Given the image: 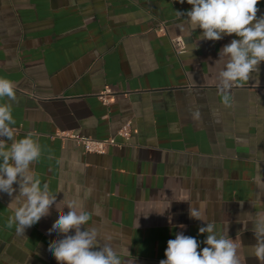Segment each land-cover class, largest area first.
Wrapping results in <instances>:
<instances>
[{
    "label": "crops",
    "instance_id": "1",
    "mask_svg": "<svg viewBox=\"0 0 264 264\" xmlns=\"http://www.w3.org/2000/svg\"><path fill=\"white\" fill-rule=\"evenodd\" d=\"M257 7L264 15V0ZM190 8L187 0H0V77L16 85L13 127L17 139L38 138L35 170L57 209L82 205L91 216L85 228L97 230L101 246L122 249L123 264H159L179 232L202 242V222L189 216L202 203L241 243L242 264H259L253 225L239 221L264 214V183L255 182L264 176V65L225 106L219 52L236 37L199 40L202 30L188 32L176 15ZM176 37L186 44L180 56ZM128 123L124 141L118 132ZM61 132L118 146L86 153ZM10 200L0 193V264H58L48 251L63 238L48 231L55 205L22 236L5 226Z\"/></svg>",
    "mask_w": 264,
    "mask_h": 264
},
{
    "label": "clouds",
    "instance_id": "2",
    "mask_svg": "<svg viewBox=\"0 0 264 264\" xmlns=\"http://www.w3.org/2000/svg\"><path fill=\"white\" fill-rule=\"evenodd\" d=\"M179 2L183 4L185 0ZM187 3L190 10H176V15L184 20L188 32L202 30L199 40L236 37L219 52V59L227 60L219 72L218 87L223 104L231 106L230 90L249 81L251 74L264 65V15L257 16L260 0H187ZM15 89L11 80L0 77V193L11 198L8 207L12 214L7 218L6 228H15L17 234L25 236L28 228L50 215V209L57 205V194L36 173L35 164L41 158L42 148L38 138H34L35 133L30 131L16 138L11 103L16 99ZM255 182L264 183V176L258 173ZM204 207L203 203L199 209L190 205L189 216L202 222L199 233L206 234V238L201 242L183 232L177 233L167 241L165 259L159 264H242L241 243L229 236L228 226L223 231L218 229L216 222L208 219ZM66 208L62 214L56 207L60 214L48 230L63 237L48 244V251L58 264H123L122 249L110 242L101 246L97 230L85 228L91 216L82 205L68 201ZM239 222L252 223L256 243L250 246L251 256L264 264V214L245 213ZM201 243L205 245L203 248Z\"/></svg>",
    "mask_w": 264,
    "mask_h": 264
},
{
    "label": "built area",
    "instance_id": "3",
    "mask_svg": "<svg viewBox=\"0 0 264 264\" xmlns=\"http://www.w3.org/2000/svg\"><path fill=\"white\" fill-rule=\"evenodd\" d=\"M158 31L160 33H164L165 31L164 25H161ZM171 42L177 55L180 56L185 53L186 44L182 37L173 38ZM263 78H264V70H263ZM110 95H111L110 91H105L99 96V98L105 105H107L110 102V98H109ZM132 134H133V128L130 123L124 125L118 132V136L121 137L124 141H129ZM56 136L61 139L74 140L75 142L83 146L84 151L86 153H92L98 155H104L109 147L118 146V143L116 142L115 138H110L107 140H97L91 137L79 136L72 133H64V132L57 133Z\"/></svg>",
    "mask_w": 264,
    "mask_h": 264
}]
</instances>
